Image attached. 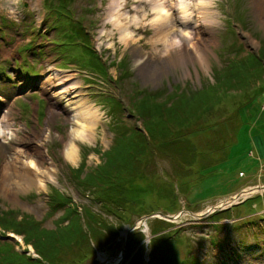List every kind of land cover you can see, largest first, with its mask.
<instances>
[{
    "label": "rangeland",
    "instance_id": "obj_1",
    "mask_svg": "<svg viewBox=\"0 0 264 264\" xmlns=\"http://www.w3.org/2000/svg\"><path fill=\"white\" fill-rule=\"evenodd\" d=\"M46 1L0 0V73H4L0 77V120L9 113L19 138L17 142L0 143V176L11 155L23 153V157L30 158L40 145L56 166L55 180L46 181L45 189L34 186L16 193L15 182L8 184L12 180L9 178L2 184L12 188L10 193L0 184V212L13 210L21 214L20 218L30 217L42 229L56 232L57 236L66 234L69 223L59 225L64 212L51 216V195L58 190L77 207L96 206L92 198L84 196L85 191L71 170L81 168V176L85 178L106 167V157L102 155L114 148L116 138L112 124L115 116L106 99L120 101L125 109L124 121L143 130L142 122L127 111L138 91H177L195 98L196 94L216 89L221 93L213 113L202 116L187 130L175 131V137H191L197 146V163L189 175L180 174V167L174 172V164L169 160L142 156L145 169L141 175L134 179L121 172L125 175L122 187L132 203L119 220L102 217L98 229L103 234L107 231L103 235L107 238L101 233L95 236L96 227H85L89 242L75 239L70 246L60 245L61 251L59 254L53 251L49 264H148L150 251L166 264H181L190 253L200 264H264V194L257 193V188L264 187V165H260V157L254 158L251 153L257 146L254 139L264 140V72L253 75L250 80L243 74L238 89L231 93H227L229 85L224 86L223 82L224 76H232L234 66L242 64L249 54L259 57L264 67V27L254 7L256 0L212 1L213 25L200 38L201 45L211 50L207 65L189 59L188 55L186 58L175 53L165 56V45L153 42L156 31L150 24L152 12L146 0H125L123 5V13H129L131 21L137 14L140 19L136 24L130 20L123 22L128 23L135 37L130 44L122 40V31L111 20L119 0H66L73 18L92 37L93 48L101 56L107 72L99 70L101 63L93 61L84 47L67 42L53 45L46 40L58 38L52 29L54 18L46 10ZM143 14L147 15L143 17ZM55 73L59 79H68L69 84H74L75 100H87L101 117L94 139L78 142L80 153L76 163H68L64 158L65 142L77 129L65 111L68 102L55 99L45 86L46 80ZM51 109L56 111L55 116L51 114L52 120ZM210 125H220L222 134H197ZM47 127L50 137L46 139ZM261 147L264 150L263 141ZM83 164L86 166L82 169ZM250 191L254 193L248 199L234 202L237 204L228 210L194 217ZM236 193L241 195L230 198ZM95 211L101 214L99 208L95 207ZM158 214L182 215L176 221L151 218L145 222L148 229H144L143 219ZM156 220L171 225L163 224L166 230L154 235L151 227L160 225ZM136 225L140 228L132 231ZM140 232L145 238L144 258L131 262L134 255L129 259L134 244L131 243ZM8 236L15 239H7ZM59 239L63 240L61 244L67 241L64 236ZM0 243L14 246L17 252L32 259H41L32 246L25 244L23 236L5 234L0 229Z\"/></svg>",
    "mask_w": 264,
    "mask_h": 264
},
{
    "label": "trees",
    "instance_id": "obj_2",
    "mask_svg": "<svg viewBox=\"0 0 264 264\" xmlns=\"http://www.w3.org/2000/svg\"><path fill=\"white\" fill-rule=\"evenodd\" d=\"M66 2V0H47L45 3L50 17L54 18L52 29L56 31L58 36V38L54 39V44L67 42L72 46L84 47L88 55L93 58V61L101 63V68L98 67L99 70L107 72L101 56L93 48L92 37L87 33L80 21L73 18ZM236 65L232 76H224L223 82L226 83L224 86L229 85L227 86V93H231L235 88L238 89L242 82L240 77L243 74L250 80L253 79V75H263L264 72L261 59L254 56V54H249V56L244 58L242 64ZM235 77L240 79L227 80ZM219 93L221 91L213 89L211 93L207 92L199 96L196 94L195 98H191L187 94L177 91H138L135 95L137 98L135 97L136 99H134L127 111L142 122L143 130L128 125L124 121L125 109L123 104L112 97H107L106 102L110 106V112L115 116L112 124L116 138L114 148L102 155L106 157L104 164L106 167H101L98 171L85 178L81 176V168L71 170L73 177L77 182L79 181L78 184L85 191L84 196L92 198L96 205L95 207L99 208L101 214L99 211H95V207L83 208L75 206L70 198L58 190L53 191L49 206L51 208V216L64 212L59 222V225L69 223L68 229L66 227L67 232L64 235L57 236L56 232L44 230L41 224L34 219L26 216H21L22 218H20L21 214L16 211L0 212L1 232L23 236L25 244L32 246L41 257L39 260L32 259L27 254L17 252L14 246L10 247L7 244L0 243V264H49L52 256H54L53 251H55V254H59L61 251L60 245H62L61 247L70 246L75 239L78 242H81V240L89 242L85 227L87 229L91 226L96 227L98 232H95V236L101 233L100 235L104 237L103 235L107 231L103 234L98 229L102 224V219L108 217L119 220L122 215L128 212L127 209L132 203L127 199V191L122 187L121 181L125 175L121 174V172L134 179L141 175L145 169L140 159L142 156L149 155L151 158L160 157L169 160L174 164V172L177 171V167H180L182 169L179 171L180 174L189 175L191 168L197 163V146L189 139L191 137H175V131L177 129L187 130L194 122L199 121L202 116L213 113L214 106L219 104L217 103ZM245 107L246 105H244L243 109ZM241 110L242 107L239 109V114ZM219 127L220 125H210L207 129L197 134H222L219 132L221 129ZM211 136L214 139V135ZM97 151L99 150H95V152ZM82 166L83 169L86 164ZM80 209L83 211L82 213L79 212ZM215 219L219 218L216 217ZM156 222H159L160 225H158V228L155 227L157 225H154L155 229L151 227L154 235L166 230L163 228V224L167 227L171 225L163 220H156ZM62 236L67 238V241H64L65 243L63 244H61L63 240L59 239ZM144 239L142 232L133 237L131 244H134L131 245L132 253L129 259L133 254L134 258L130 259L131 262L135 258H140L141 260L144 258L142 253V242ZM46 242H48L49 246H47ZM49 249L52 250L50 251ZM148 264L166 263L161 258L156 259L153 252L150 251ZM181 264H200V262L198 258L193 257L190 253L188 259Z\"/></svg>",
    "mask_w": 264,
    "mask_h": 264
},
{
    "label": "bare ground",
    "instance_id": "obj_3",
    "mask_svg": "<svg viewBox=\"0 0 264 264\" xmlns=\"http://www.w3.org/2000/svg\"><path fill=\"white\" fill-rule=\"evenodd\" d=\"M212 1L213 0H146L152 12L149 14L152 17H150L152 19H150V24L152 27H155L156 31L153 42L155 44L162 42L165 45V56H170L175 53L177 56L181 55L186 58V55H188L189 59L198 60L207 65L211 50L209 46L204 48V46L201 45L200 38L210 30L209 25H213L212 18L214 19L215 12L211 9ZM124 3L125 0L118 1L117 5L114 7L111 20L115 26H118L122 31V40L126 44H130L135 41V37L134 34L129 31L127 26L128 23H126L127 25L123 24V22L129 21L131 18L128 15L129 13H123V10H125V6H123ZM254 7L257 10L260 24L264 27V0H256L254 2ZM136 12L139 13L137 7ZM146 15L143 14V17ZM132 18L133 21L130 20V22L134 24L140 22L138 14ZM54 80H58V83H53ZM45 86L53 92L52 94L55 96V99L58 98L68 102L65 111L68 113L69 118L74 120L77 129L73 131L68 142H65L64 158L68 163H76L80 153L78 142H90L94 139L95 128L101 119L100 113L94 106L89 104L87 100L82 98L75 100V98H73L76 96L74 84H69L68 79H59L57 73L52 74V76L46 80ZM70 96L71 99H68ZM55 112L56 111L51 109L50 120H52L51 114L55 116ZM9 115L8 113L3 120H0V143H9L11 142L10 140L17 142L16 140L19 139L17 131L14 130L11 116ZM49 131L48 128L45 132L47 137L45 136L44 138H48ZM29 149H31V147H29ZM22 154L11 155L8 164L5 165L3 172L1 171L2 175L0 177H2V181L0 179V184L1 186L3 185L2 187L6 193L7 191L10 193V189L12 188L2 183L4 181L7 183L9 178L12 180L8 184L15 182L13 185L15 186L14 191L16 193L31 189L34 186H37L40 190L45 189L47 184L46 181L55 180L56 166L48 156L44 146H37L33 156L30 158L26 156L23 157ZM9 173L13 174L11 175ZM46 178L48 180H46ZM254 191L243 193L242 196L239 194V196L245 198L253 194ZM240 197L237 196L233 198V201L222 203L221 205L227 206V204L237 202Z\"/></svg>",
    "mask_w": 264,
    "mask_h": 264
},
{
    "label": "water",
    "instance_id": "obj_4",
    "mask_svg": "<svg viewBox=\"0 0 264 264\" xmlns=\"http://www.w3.org/2000/svg\"><path fill=\"white\" fill-rule=\"evenodd\" d=\"M257 193L258 192H261L262 194H264V187H261V188H257ZM249 197H246V198H239V200L237 201V203H240L246 199H248ZM237 203H233L231 204L230 206H217V207H213L211 208L210 210H208L207 212H205L204 214H202L201 216H197V215H194V217H208L210 216L211 214H214V213H217V212H222V211H225V210H228L230 209L232 206L236 205ZM192 215V213H190ZM180 215L182 214H179L177 216H167V215H164V214H158L157 216H147L143 219V222H144V229H148V225L145 223L147 220L151 219V218H159V219H163V220H166V221H176ZM140 227H138V225L134 226V228L132 229V231L136 230V229H139ZM7 239H15V237L13 236H8ZM149 239V238H147ZM128 243V240L126 242V245ZM126 252V249L123 251V255L125 254Z\"/></svg>",
    "mask_w": 264,
    "mask_h": 264
},
{
    "label": "crops",
    "instance_id": "obj_5",
    "mask_svg": "<svg viewBox=\"0 0 264 264\" xmlns=\"http://www.w3.org/2000/svg\"><path fill=\"white\" fill-rule=\"evenodd\" d=\"M255 141H257V142H255ZM261 141H263L264 142V140H263V138L261 137L260 138V140L258 141V139L257 138H255L254 139V142H255V145L257 144V146H256V148H254V150H251V153L253 154V156H254V158H258V157H260V165L262 166L264 163H263V160H264V156H263V154H264V150L262 149V147H261ZM257 153H258V156H257ZM263 156V157H262ZM263 170V169H262ZM242 175L243 176H246V175H244L243 173H242ZM245 188H243L242 189V191L244 190ZM241 191V192H242ZM240 192V193H241ZM234 195L235 196H237V195H239V193H236V194H233L230 198H232V197H234Z\"/></svg>",
    "mask_w": 264,
    "mask_h": 264
},
{
    "label": "clouds",
    "instance_id": "obj_6",
    "mask_svg": "<svg viewBox=\"0 0 264 264\" xmlns=\"http://www.w3.org/2000/svg\"><path fill=\"white\" fill-rule=\"evenodd\" d=\"M106 22H110V21H106ZM96 162L99 163V160H97Z\"/></svg>",
    "mask_w": 264,
    "mask_h": 264
},
{
    "label": "built area",
    "instance_id": "obj_7",
    "mask_svg": "<svg viewBox=\"0 0 264 264\" xmlns=\"http://www.w3.org/2000/svg\"><path fill=\"white\" fill-rule=\"evenodd\" d=\"M264 165V164H263ZM32 253V252H31ZM33 254V253H32Z\"/></svg>",
    "mask_w": 264,
    "mask_h": 264
}]
</instances>
